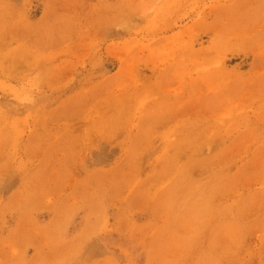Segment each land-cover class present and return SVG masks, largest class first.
I'll list each match as a JSON object with an SVG mask.
<instances>
[{
    "label": "rangeland",
    "instance_id": "obj_1",
    "mask_svg": "<svg viewBox=\"0 0 264 264\" xmlns=\"http://www.w3.org/2000/svg\"><path fill=\"white\" fill-rule=\"evenodd\" d=\"M0 264H264V0H0Z\"/></svg>",
    "mask_w": 264,
    "mask_h": 264
}]
</instances>
